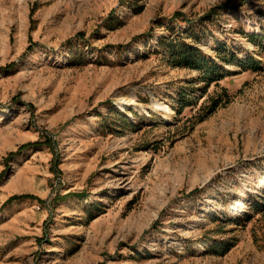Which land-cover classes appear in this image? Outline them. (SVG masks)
<instances>
[{"label":"rangeland","instance_id":"rangeland-1","mask_svg":"<svg viewBox=\"0 0 264 264\" xmlns=\"http://www.w3.org/2000/svg\"><path fill=\"white\" fill-rule=\"evenodd\" d=\"M0 264H264V0H0Z\"/></svg>","mask_w":264,"mask_h":264},{"label":"trees","instance_id":"trees-1","mask_svg":"<svg viewBox=\"0 0 264 264\" xmlns=\"http://www.w3.org/2000/svg\"><path fill=\"white\" fill-rule=\"evenodd\" d=\"M248 37H252V36H248ZM170 44L173 45L174 43L171 42ZM169 50L170 47L168 48V51ZM174 50L175 51H171V60H180L184 66H191L194 68H205V72H213L211 71L213 69L212 66H207V64H204L205 59L197 55V51L191 46L189 45L183 47L178 46ZM200 66H204V67H200ZM30 197L31 196H28L27 198ZM232 221H236V220L232 219Z\"/></svg>","mask_w":264,"mask_h":264},{"label":"bare ground","instance_id":"bare-ground-1","mask_svg":"<svg viewBox=\"0 0 264 264\" xmlns=\"http://www.w3.org/2000/svg\"><path fill=\"white\" fill-rule=\"evenodd\" d=\"M247 32H252V28H251V27H248ZM167 111H168V113H167V115H166V119H169V118H170V115H171V112H170V110H168V109H167Z\"/></svg>","mask_w":264,"mask_h":264}]
</instances>
